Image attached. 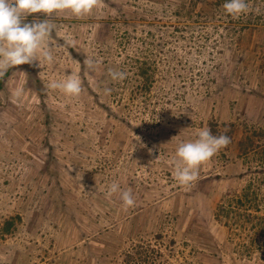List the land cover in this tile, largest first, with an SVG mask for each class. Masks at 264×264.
Here are the masks:
<instances>
[{
  "label": "rangeland",
  "instance_id": "374dc122",
  "mask_svg": "<svg viewBox=\"0 0 264 264\" xmlns=\"http://www.w3.org/2000/svg\"><path fill=\"white\" fill-rule=\"evenodd\" d=\"M246 2L27 17L69 43L0 77V264H264V0ZM71 72L79 97L48 87ZM202 127L230 143L182 186L176 148Z\"/></svg>",
  "mask_w": 264,
  "mask_h": 264
},
{
  "label": "clouds",
  "instance_id": "9594fccd",
  "mask_svg": "<svg viewBox=\"0 0 264 264\" xmlns=\"http://www.w3.org/2000/svg\"><path fill=\"white\" fill-rule=\"evenodd\" d=\"M98 0H0V77L9 69L33 61L54 63V50L68 44L63 37L64 45L53 42L51 33L55 24L50 19L34 18L26 22L29 15L43 13L51 17L54 13L70 12L80 17L92 12L97 7ZM226 14L238 18L247 11L246 0H224L222 5ZM96 60L86 56L84 65L92 68ZM112 80H123L125 73L110 72ZM48 87L60 90L69 97H79L82 93V79L76 72L65 74L60 79H52ZM110 91V90H109ZM21 93L18 91L17 95ZM230 143L226 134L215 135L210 127H202L195 133V139L182 141L178 144L174 158V177L182 186H191L199 177V167L213 157L221 148ZM120 192V187L113 182L108 188V194ZM126 207L134 206L130 191L120 193Z\"/></svg>",
  "mask_w": 264,
  "mask_h": 264
}]
</instances>
